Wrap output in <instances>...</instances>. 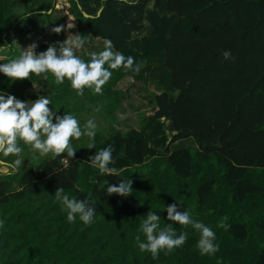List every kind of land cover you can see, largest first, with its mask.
Listing matches in <instances>:
<instances>
[{"label": "trees", "instance_id": "1", "mask_svg": "<svg viewBox=\"0 0 264 264\" xmlns=\"http://www.w3.org/2000/svg\"><path fill=\"white\" fill-rule=\"evenodd\" d=\"M66 1L67 11L57 0H0V63L19 56L12 37L21 21L40 15L53 38L37 53L77 36L86 41L77 51L84 59L102 50L105 38L141 65L160 51L177 95H153L142 129L121 132L113 111L125 97L118 85L132 71L113 70L103 94L86 88L83 96L67 80L57 85L51 73L14 82L0 74L5 94H47L53 110L100 125L96 148H87V137L73 141L77 152L66 165L61 157L36 160L25 147L20 171L0 173V264H264V0ZM225 50L234 59L225 60ZM186 141L194 147L181 145ZM108 145L119 175H101L88 161ZM128 179V197L101 187ZM60 187L79 199L91 193L94 223L68 222L55 200ZM175 200L214 229L215 255L200 254L191 226L167 221L166 206ZM149 210L177 234L188 232L187 242L156 259L140 251L136 236L143 239L139 227Z\"/></svg>", "mask_w": 264, "mask_h": 264}, {"label": "clouds", "instance_id": "2", "mask_svg": "<svg viewBox=\"0 0 264 264\" xmlns=\"http://www.w3.org/2000/svg\"><path fill=\"white\" fill-rule=\"evenodd\" d=\"M125 2L133 3L134 0ZM102 11L101 8L96 15ZM55 31L60 32L61 29L56 28ZM85 44V39L77 36L75 39L50 44L46 50L39 53L36 51V42L27 47L19 44V56L9 59L7 63H0V74L14 82L28 79L32 74H45L44 78L47 79V74L51 73L57 85L69 81L78 96H83L86 88L95 94H103L104 86L113 76V70L139 74L142 65L137 63L133 56H126L115 49L111 39H104L102 50L88 52V59L77 54ZM222 55L225 60L234 59L231 50L223 51ZM52 103V98L47 94L37 96L34 100H22L13 94L0 91V155L4 158L13 157L11 160L0 159V173L15 175L20 171L25 161V147L36 160L61 157L65 165L67 158H73L77 152L73 141L87 137V148H96L95 138L100 127L96 119L88 118L81 122L78 115L70 110H53L50 107ZM114 151L112 145L95 151L88 158L90 166L97 169L101 175H119L120 170L115 167ZM65 153L66 157H63L62 154ZM105 186L108 195L128 197L133 190L131 179L120 180L118 185L104 181L101 187ZM54 195L61 210L66 212L69 223H75L77 219L85 225L94 223L96 208L91 202V193L88 197L79 199L60 187ZM165 211L167 221L191 226L199 233L196 247L201 255L211 256L219 251L220 245L216 242L214 229L202 220L195 219L190 210H182L178 201L168 204ZM4 225L5 219L0 218V229H3ZM220 226L228 227L224 224ZM139 232L142 233L143 239L140 235L136 236L138 248L142 252H150L153 259L158 258L162 250L171 252L182 247L189 238L186 231L177 234L172 223L162 224L161 215L151 210L142 220Z\"/></svg>", "mask_w": 264, "mask_h": 264}, {"label": "crops", "instance_id": "3", "mask_svg": "<svg viewBox=\"0 0 264 264\" xmlns=\"http://www.w3.org/2000/svg\"><path fill=\"white\" fill-rule=\"evenodd\" d=\"M152 7L153 3L150 4L149 9H152ZM67 9L68 8H65L64 11H67ZM43 20L44 19L40 15L25 18L14 32V40L18 42L22 47H27L33 42H36L38 46L40 44L50 43L53 38V30L51 27H48L45 23V20ZM76 24L77 23L69 28L72 30H76ZM147 31L148 24L146 25V30L143 31L138 37H146L148 33ZM19 44L16 45V48L20 52ZM152 54L153 55L150 59L143 61L139 74H136L135 72L130 73L125 77V79L128 77H130V79L138 77L139 80L144 83V87L149 86V88H151V91L152 89L154 91H156L155 89H159L160 91L158 90L155 94L157 95L163 92H167L169 90L168 88L172 86V83L171 75L168 74V71L165 68L163 52L154 51ZM143 67H146V70L148 71L147 73L143 72ZM173 91V93L175 94L174 96H176L177 92L174 89ZM150 101H152V97ZM151 107L153 108V105Z\"/></svg>", "mask_w": 264, "mask_h": 264}, {"label": "rangeland", "instance_id": "4", "mask_svg": "<svg viewBox=\"0 0 264 264\" xmlns=\"http://www.w3.org/2000/svg\"><path fill=\"white\" fill-rule=\"evenodd\" d=\"M68 7L69 5L67 4L66 0H57L56 3L57 9L64 10L65 8ZM42 18L44 19V17ZM75 23L76 21L73 20L72 16L67 17L68 27L74 26ZM14 45L16 48L17 44L15 42ZM143 72L144 73L148 72L146 70V67H143ZM168 74L170 75V72H168ZM118 88L123 92H125V97L121 99L120 104L113 111L115 117V121H114L115 128L121 132H127L130 129H138V130L142 129L144 124V119L146 118V114L150 113L152 110L151 107L152 105L150 101L151 97L155 95L159 89H155L156 91L152 89L151 91V88H149V86L144 87V83L141 82V80H139L138 77L134 79H130V77L126 79L124 78L120 82ZM168 89L169 90L167 92H169L172 96H174L175 94L173 93L174 91L172 86L169 87ZM181 145L185 147H189V146L194 147V143L192 141L182 142Z\"/></svg>", "mask_w": 264, "mask_h": 264}]
</instances>
